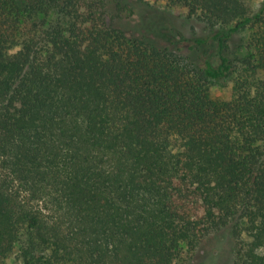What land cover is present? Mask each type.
<instances>
[{"label":"trees","instance_id":"obj_1","mask_svg":"<svg viewBox=\"0 0 264 264\" xmlns=\"http://www.w3.org/2000/svg\"><path fill=\"white\" fill-rule=\"evenodd\" d=\"M223 231L264 264V0H0V264H194Z\"/></svg>","mask_w":264,"mask_h":264},{"label":"rangeland","instance_id":"obj_2","mask_svg":"<svg viewBox=\"0 0 264 264\" xmlns=\"http://www.w3.org/2000/svg\"><path fill=\"white\" fill-rule=\"evenodd\" d=\"M260 2V0H247V3L250 4V6H255ZM156 3V2H155ZM157 4H161L160 1L157 2ZM169 11L172 15L175 17H169L165 21L171 25H174V27L178 31H183L185 34L186 30L184 29L182 22L180 18L178 17L179 11L177 9H166ZM224 90H227V86H214V91L222 93ZM195 260H193L194 264H231L232 261V253H231V241L229 239V236L227 235V232L223 231L216 235H211L208 238H206L201 246L198 248V250L195 252Z\"/></svg>","mask_w":264,"mask_h":264}]
</instances>
